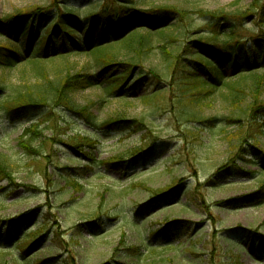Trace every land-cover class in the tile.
<instances>
[{
	"label": "rangeland",
	"instance_id": "obj_1",
	"mask_svg": "<svg viewBox=\"0 0 264 264\" xmlns=\"http://www.w3.org/2000/svg\"><path fill=\"white\" fill-rule=\"evenodd\" d=\"M88 0L72 2L81 9L87 5ZM90 1V0H89ZM252 0H155L156 4L174 3L190 8L217 9L228 8L231 10L246 9ZM53 0H0V17L10 15L18 10L34 7H48ZM85 13L82 12V16ZM196 27L203 24L199 18L195 19ZM241 31L246 37L259 35L258 26H250ZM0 32L4 33L3 29ZM11 37V36H10ZM252 42V41H251ZM4 39H0V44ZM251 45V44H250ZM259 53L264 52V42L255 43ZM133 54L127 49L119 52V60L126 61ZM212 58V55L209 54ZM39 58L42 55L38 56ZM19 58L18 61H22ZM250 63L252 69H258L264 64V56L254 61L253 51L250 50ZM248 62V61H247ZM246 62V63H247ZM94 59L91 55H73L66 66L71 71H96ZM147 67L162 70L164 60L155 50L149 59L145 60ZM21 68L0 70V81L5 85L7 94L24 91L25 84L42 83L43 78L32 73L28 67L26 73ZM52 79H56L65 71L64 63L58 61L47 66ZM203 76H207L205 69H200ZM119 72H116L118 74ZM100 78V86L80 92L78 100L86 104L94 102V110L101 118L107 115L122 113L130 119L144 117L156 130L155 134L161 136L156 149L149 155L140 156L137 160L117 163L115 170H110L102 161L122 157L125 161L131 159L130 152L141 145V133L125 132L101 134L98 137L99 147L86 149L97 158L88 178H78L75 169H86L92 166L88 157H84L73 146L61 144L52 131H45L40 141L51 139L53 148H48L47 158L41 160L39 155L29 156L19 145L20 137L25 129L37 115L31 116L22 122L12 123L4 118L5 112L0 113V156L8 164L17 188L11 181H0V222L6 223L12 218H17L26 213H33V222L26 220L22 232L15 234L9 241L10 244L0 245V264H24L27 258L32 257L30 263L36 264L42 259L56 257L55 264H67L66 257L73 256L75 264H264V201L259 205H248L239 208L227 207L223 202L234 198L250 195L256 192L264 183V115H259L262 125L254 129L252 121L241 114L248 109L253 96L244 87L245 91H231L228 87L216 91L193 110L199 119H216L212 125L200 126L195 123L183 122L174 110L158 108L157 101L144 104L136 97L112 100L108 96L107 82L104 75L96 71ZM230 83L231 81H227ZM127 85H131L128 81ZM138 94L143 91H136ZM138 94L136 96L138 97ZM121 95H124L122 93ZM6 96V95H5ZM264 100V94L261 95ZM158 108V109H156ZM241 116L237 124L230 125L226 119ZM71 128L66 132L73 137L85 134L88 127L83 125L77 117H67ZM198 127V130L196 128ZM188 128V129H187ZM244 137V138H243ZM53 151V152H52ZM120 167V168H119ZM225 167V168H224ZM234 168V176L228 183L218 186H209L208 183L218 176L222 169ZM68 169V170H67ZM263 171H260V170ZM245 170L254 173H238ZM47 174V179L43 173ZM83 171L82 173H85ZM222 172V173H223ZM77 180L84 188L83 192L76 193L66 188V180L59 179V175ZM72 177V176H71ZM173 179H178L186 189H195L205 196L211 206L217 222H209L205 217L185 213L179 207L169 208L159 213V206L150 212L137 215L136 205L144 196L134 191L132 186L139 182H146L154 188L170 184ZM107 200L106 210L100 213L104 223L100 229L99 238L95 239L85 225V216L98 210V205ZM183 196V201H185ZM71 199H76L72 204ZM133 202V203H132ZM64 206L65 211L58 212ZM63 209V210H64ZM150 215V218H148ZM32 217V215H31ZM88 218V217H87ZM164 219H180L192 223L191 229L183 232L184 242H189L192 236L200 242L196 244L193 253H188L184 248H176L180 241L171 235L163 237L164 231L159 232L157 239L149 238L150 230L164 229ZM51 227V234L46 244L39 245L27 258H22V250L18 244L26 233L31 234L42 225ZM187 224H184L186 226ZM10 224L5 225L9 227ZM215 226L218 236L222 237L221 244L224 251L213 255L201 250V245L212 237ZM77 227H80L77 229ZM202 227L205 230L197 234ZM54 231V232H53ZM191 232V236H189ZM209 234L206 237L205 234ZM2 233L0 234V239ZM225 237L231 239L226 241ZM154 241V242H153ZM173 243L174 246H168ZM237 243V246L235 245ZM216 244V243H215ZM45 246L51 248L44 250ZM228 247H234V252ZM70 249L71 253L66 250ZM40 251L36 256L32 253Z\"/></svg>",
	"mask_w": 264,
	"mask_h": 264
},
{
	"label": "trees",
	"instance_id": "obj_2",
	"mask_svg": "<svg viewBox=\"0 0 264 264\" xmlns=\"http://www.w3.org/2000/svg\"><path fill=\"white\" fill-rule=\"evenodd\" d=\"M72 2L77 3V0H53L52 5L48 7L27 8L0 17V29L4 31L0 32V39H4V43L0 44V70L21 68L22 73H26L28 67H31L32 73H37L43 78L42 83L25 84L24 91H16L11 95L7 94L5 85L0 81V113L5 112L4 118L17 123L37 115L31 126L24 130L19 141L22 150L29 156L37 154L41 160L47 158L48 148H53V143L49 138L40 141L45 131L65 137L59 139L61 144L76 147L84 157L92 155L84 150H96L99 147L97 142L101 134L121 133L124 136L127 131L130 134L141 133V145L130 152L129 161L122 157L102 161L110 170H115L120 160L121 163H128L153 153L161 136L155 134L156 129L146 118L130 119L122 113L101 118L94 110V102L83 104L78 100L77 95L80 92L100 86L96 71L104 75V81L108 84L106 91L112 100L136 97L144 104L157 101L158 108L174 110L176 116L183 120L180 122L183 124L212 125L216 119L200 120L193 110L207 102L210 96L224 86L231 91L247 89L253 96V102L248 109L242 110L241 114L252 121L254 129L262 126L258 116L264 115V100L261 98L264 94V64L258 69H252L250 50L253 51L256 63L264 56V52L260 54L255 45L258 41L264 42V0H252L246 9L238 10L225 7L190 8L174 3L158 5L155 0H88L84 9H81ZM82 12L85 13L83 16ZM196 18L202 20L203 24L196 27ZM247 20H250L251 27H259V35L246 37L241 34L245 29L247 32L253 31L248 29ZM123 49L133 54L126 61L119 60V52ZM155 50H158L164 60L162 70L147 67L145 64V60L149 59ZM39 55L42 57L39 58ZM73 55H91L98 69L88 72L71 71L69 67L67 69L66 66ZM19 58L23 60L18 61ZM58 61L64 63L65 71L58 78L52 79L47 66ZM201 68L205 69L207 76H203ZM229 80L230 83L227 82ZM128 81H131V85H127ZM244 87L246 88L243 89ZM136 91L143 93L138 94ZM122 93L124 95H121ZM68 116L77 117L89 128L88 131L85 134L68 136ZM241 118L239 116L226 121L233 125ZM88 158L92 162L91 169L83 168L82 172L86 170L85 173L79 172L81 168L73 170L78 178L87 179L89 172L95 164L97 165L94 155ZM224 168L217 173L218 181L212 179L208 183L209 186L216 187L228 183L231 176L236 174L234 168L223 172ZM237 172L254 175L245 170ZM261 173L264 174V171ZM43 175L48 178L45 172ZM59 176L60 180H66V188L76 193L84 191L77 180L71 179L74 178L73 175ZM2 180L11 181L17 188L8 164L0 156V181ZM132 188L144 196L137 202V215L150 212L156 206L160 208L159 213L179 207L185 213L205 217L210 223L218 221L203 193L195 189L183 191V185L178 179H173L170 184L159 188H154L146 182L136 183ZM183 196H186L185 201ZM75 200L71 199L64 206L72 204ZM263 201L264 183L256 192L222 204L239 208L259 205ZM106 203L107 200L103 197L98 210L84 218L85 225L95 239L99 238L100 232L103 231L100 227L104 220L101 219L100 213L106 210ZM64 206L59 213L65 211ZM33 213L12 218L6 223L0 222V245L10 244L11 237L18 234V230L20 234L23 226L27 225L26 220L33 222ZM151 216L153 215L148 218ZM163 222L165 228L150 230L149 238L157 239L160 237L159 232L163 230V237L171 235L180 241L176 248H184L186 252L193 253L200 241L195 240L193 236L191 241H183V232L186 228L191 229L193 224L180 219H164ZM7 224L10 226L5 227ZM184 224L187 225L183 227ZM32 230L33 227L30 228V235L26 233L17 241L16 246L22 250V258H27L29 252L39 245L46 244L52 229L44 224L34 232ZM204 230L205 227H202L197 234ZM215 230L214 226L210 240L201 245V250L213 256L224 251L222 237L218 236ZM205 236L210 235L206 233ZM224 239L231 240L227 237ZM235 245L237 246V243ZM168 246L174 245L169 243ZM228 248L235 253L234 247ZM48 249L51 248L45 246L44 250ZM39 252L32 253V256ZM66 252L71 253L70 249ZM31 258L22 262L28 264ZM74 258L67 254L66 263L75 264ZM55 261L56 257L53 256L36 264H55Z\"/></svg>",
	"mask_w": 264,
	"mask_h": 264
}]
</instances>
